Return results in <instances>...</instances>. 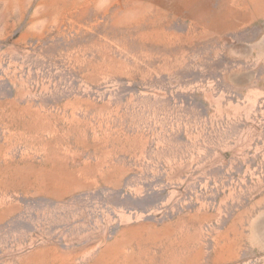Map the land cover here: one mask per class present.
I'll return each instance as SVG.
<instances>
[{
    "label": "rangeland",
    "instance_id": "374dc122",
    "mask_svg": "<svg viewBox=\"0 0 264 264\" xmlns=\"http://www.w3.org/2000/svg\"><path fill=\"white\" fill-rule=\"evenodd\" d=\"M0 264H264V0H0Z\"/></svg>",
    "mask_w": 264,
    "mask_h": 264
}]
</instances>
